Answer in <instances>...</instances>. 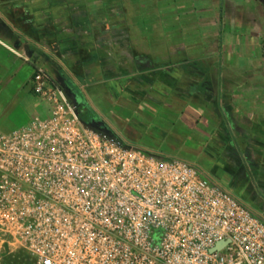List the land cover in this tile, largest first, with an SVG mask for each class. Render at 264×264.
<instances>
[{
    "label": "crops",
    "instance_id": "obj_1",
    "mask_svg": "<svg viewBox=\"0 0 264 264\" xmlns=\"http://www.w3.org/2000/svg\"><path fill=\"white\" fill-rule=\"evenodd\" d=\"M138 1L0 0V13L21 33L0 17V98H38L31 80L43 68L80 107L68 82L97 87L101 78L113 85L111 95L125 97L136 127L210 141L234 173V192L199 168L245 206L256 200L262 210L246 207L264 221V0H207L212 7L200 16L188 0L146 1L143 9L160 7L148 13L157 29L151 34L140 26ZM161 28L169 42L162 47ZM38 99L39 115L26 123L49 116ZM165 123L178 128L167 131Z\"/></svg>",
    "mask_w": 264,
    "mask_h": 264
},
{
    "label": "built area",
    "instance_id": "obj_2",
    "mask_svg": "<svg viewBox=\"0 0 264 264\" xmlns=\"http://www.w3.org/2000/svg\"><path fill=\"white\" fill-rule=\"evenodd\" d=\"M31 85L50 114L0 130V250L32 264H264V221L198 166L96 130L43 68Z\"/></svg>",
    "mask_w": 264,
    "mask_h": 264
},
{
    "label": "rangeland",
    "instance_id": "obj_3",
    "mask_svg": "<svg viewBox=\"0 0 264 264\" xmlns=\"http://www.w3.org/2000/svg\"><path fill=\"white\" fill-rule=\"evenodd\" d=\"M131 1V0H129ZM146 1L151 0H139L140 7H138V19L142 31L144 34H151L156 31V27L150 20L149 12L157 11L159 5H151V8L143 9L142 5ZM187 3L197 10L196 16H200L199 12L204 8H211L212 5L207 0H188ZM146 8V7H145ZM208 17V16H204ZM202 17V18H204ZM152 19V18H151ZM156 19V17L154 18ZM246 27H244L245 31ZM161 34L164 35L160 38V47L167 46L169 44L166 39L167 30L161 28ZM162 39V40H161ZM101 79V78H99ZM96 81L97 87L80 88L82 81H75L72 79L68 82L70 89L78 95L80 104V110L82 111L84 120H87L96 130L103 131L102 123L113 128L119 136H121L126 142L133 146L144 148V146H153L160 151L158 154L165 158H188L195 161V165L201 167L204 171L211 173L212 178L218 181H222L225 184L227 190L234 192V173L228 166L223 164L224 154L217 155L211 149V142L200 139L192 135L188 136V132L181 136H161L151 128L141 129L136 127L133 122L130 121V112L127 107L129 104L123 103V95L110 94L113 90L109 84L103 85L104 81ZM126 82L115 84L123 89ZM134 84V83H132ZM134 90V87H131ZM110 91V92H109ZM112 93H115L114 91ZM1 95V94H0ZM7 98H0V130L2 132L15 131L28 123L26 120L31 116L39 115V105L41 104L38 98H33L32 101L14 100L11 103L6 102ZM121 115V116H120ZM128 119V120H127ZM122 121V122H121ZM126 122V123H125ZM165 129L167 131H173L178 128V125L172 126L170 123H165ZM105 130V129H104ZM152 130V129H151ZM165 133V131H164ZM170 133V132H169ZM185 160V159H182ZM193 164V163H192ZM231 176V177H230ZM234 194V193H233ZM246 206L253 210H262L260 205L253 198L247 199ZM19 251V250H18ZM17 252V251H16ZM8 248L0 250V264L3 263L4 257L9 254H14Z\"/></svg>",
    "mask_w": 264,
    "mask_h": 264
},
{
    "label": "trees",
    "instance_id": "obj_4",
    "mask_svg": "<svg viewBox=\"0 0 264 264\" xmlns=\"http://www.w3.org/2000/svg\"><path fill=\"white\" fill-rule=\"evenodd\" d=\"M2 264H32V261L26 251L19 250L14 254L6 255Z\"/></svg>",
    "mask_w": 264,
    "mask_h": 264
},
{
    "label": "water",
    "instance_id": "obj_5",
    "mask_svg": "<svg viewBox=\"0 0 264 264\" xmlns=\"http://www.w3.org/2000/svg\"><path fill=\"white\" fill-rule=\"evenodd\" d=\"M0 17L12 28V30L14 31V32H16V33H18V34H21V33H19L18 31H17V29L15 28V27H13L9 22H8V20H6V18L0 13ZM35 45H37L38 46V44H36V43H34ZM78 106V105H77ZM91 125V124H90ZM92 126V125H91ZM93 127V126H92ZM103 132H105V131H103ZM106 133H108V132H106ZM223 246V243H220L219 245H218V248H221Z\"/></svg>",
    "mask_w": 264,
    "mask_h": 264
},
{
    "label": "flooded vegetation",
    "instance_id": "obj_6",
    "mask_svg": "<svg viewBox=\"0 0 264 264\" xmlns=\"http://www.w3.org/2000/svg\"><path fill=\"white\" fill-rule=\"evenodd\" d=\"M82 112V111H81ZM83 115V114H82Z\"/></svg>",
    "mask_w": 264,
    "mask_h": 264
}]
</instances>
